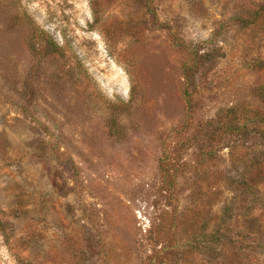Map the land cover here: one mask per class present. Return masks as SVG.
I'll return each instance as SVG.
<instances>
[{"label": "rangeland", "instance_id": "obj_1", "mask_svg": "<svg viewBox=\"0 0 264 264\" xmlns=\"http://www.w3.org/2000/svg\"><path fill=\"white\" fill-rule=\"evenodd\" d=\"M0 264H264V0H0Z\"/></svg>", "mask_w": 264, "mask_h": 264}]
</instances>
